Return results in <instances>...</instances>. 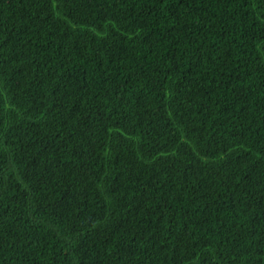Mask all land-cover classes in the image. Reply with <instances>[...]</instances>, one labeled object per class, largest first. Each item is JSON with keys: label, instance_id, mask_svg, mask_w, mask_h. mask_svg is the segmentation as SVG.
<instances>
[{"label": "trees", "instance_id": "1", "mask_svg": "<svg viewBox=\"0 0 264 264\" xmlns=\"http://www.w3.org/2000/svg\"><path fill=\"white\" fill-rule=\"evenodd\" d=\"M0 264H264V0H0Z\"/></svg>", "mask_w": 264, "mask_h": 264}]
</instances>
